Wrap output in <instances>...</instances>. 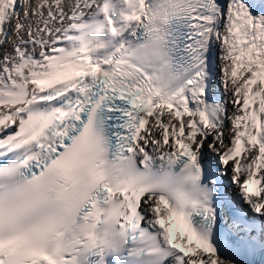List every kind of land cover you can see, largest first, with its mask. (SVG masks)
Masks as SVG:
<instances>
[{
	"label": "snow or ice",
	"instance_id": "1",
	"mask_svg": "<svg viewBox=\"0 0 264 264\" xmlns=\"http://www.w3.org/2000/svg\"><path fill=\"white\" fill-rule=\"evenodd\" d=\"M0 56V264H264V0H0Z\"/></svg>",
	"mask_w": 264,
	"mask_h": 264
},
{
	"label": "bare ground",
	"instance_id": "2",
	"mask_svg": "<svg viewBox=\"0 0 264 264\" xmlns=\"http://www.w3.org/2000/svg\"><path fill=\"white\" fill-rule=\"evenodd\" d=\"M33 2H34V3H39L40 0H33ZM52 2H53V0H49V3H50V4H51ZM46 10H47V6L45 7V14H46ZM36 19L39 20L40 17L37 16ZM40 27H43V25L41 24ZM8 50L11 51L12 48H11V49H8ZM217 65H219V61H218V60H217ZM216 74H217V78H218V77H219V74H220L219 66H218L217 69H216Z\"/></svg>",
	"mask_w": 264,
	"mask_h": 264
}]
</instances>
